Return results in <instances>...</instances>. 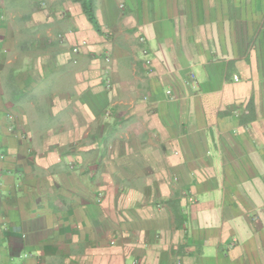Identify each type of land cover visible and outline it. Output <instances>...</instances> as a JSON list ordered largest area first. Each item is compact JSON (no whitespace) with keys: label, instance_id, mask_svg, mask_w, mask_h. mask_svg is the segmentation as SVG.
<instances>
[{"label":"crops","instance_id":"crops-1","mask_svg":"<svg viewBox=\"0 0 264 264\" xmlns=\"http://www.w3.org/2000/svg\"><path fill=\"white\" fill-rule=\"evenodd\" d=\"M0 1V264H264V0Z\"/></svg>","mask_w":264,"mask_h":264},{"label":"trees","instance_id":"trees-1","mask_svg":"<svg viewBox=\"0 0 264 264\" xmlns=\"http://www.w3.org/2000/svg\"><path fill=\"white\" fill-rule=\"evenodd\" d=\"M78 2L82 6V10L87 17L88 21L95 27L97 31H100V25L96 12V0H73Z\"/></svg>","mask_w":264,"mask_h":264},{"label":"rangeland","instance_id":"rangeland-1","mask_svg":"<svg viewBox=\"0 0 264 264\" xmlns=\"http://www.w3.org/2000/svg\"><path fill=\"white\" fill-rule=\"evenodd\" d=\"M3 4H4V2L1 3V1H0V9L2 10V12H0V13L2 14V16H4V18L1 17L0 22L2 20L4 22V24H6V25L9 24L13 28V35H15V34L17 35L20 32V29H21L20 25L22 26L23 22L21 21V19L8 17L9 15H6L5 11L3 10ZM46 84H48V83H46Z\"/></svg>","mask_w":264,"mask_h":264},{"label":"built area","instance_id":"built-area-1","mask_svg":"<svg viewBox=\"0 0 264 264\" xmlns=\"http://www.w3.org/2000/svg\"><path fill=\"white\" fill-rule=\"evenodd\" d=\"M59 39L61 40V41H63L64 39H65V36L64 35H59ZM140 40L142 41V42H144L145 41V39H144V37H141L140 38ZM83 44H86V41H83V43L81 44V45H74L73 46V52L74 53H79L80 51H81V47H82V45ZM144 55H145V62H146V64L148 65V66H150L151 65V63H152V61H151V59L149 58V50L147 49V48H145L144 49ZM106 60H109V56H106ZM110 85V84H109ZM73 167V166H72ZM191 200L192 201H194V200H196L194 197H191Z\"/></svg>","mask_w":264,"mask_h":264}]
</instances>
